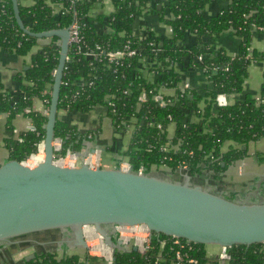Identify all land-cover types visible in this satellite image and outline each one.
<instances>
[{"label": "trees", "instance_id": "obj_1", "mask_svg": "<svg viewBox=\"0 0 264 264\" xmlns=\"http://www.w3.org/2000/svg\"><path fill=\"white\" fill-rule=\"evenodd\" d=\"M17 1L21 20L33 32L68 27L75 13L82 24L81 34L88 49L98 45L102 50L115 51L127 45L135 50L133 56H125L120 64H108L104 53L100 59H93L86 51L78 52L70 47L58 100V112L87 113L96 105L106 104L107 97L114 95L111 101L115 114L109 109L107 115L114 131L121 135L128 133L130 125L134 126L126 149L120 153L135 171H149L153 166L175 171L180 167L196 181L206 183L207 177L218 178L230 163L244 157L248 141L264 136V103H257L255 97L246 94L226 106L212 105L217 93L242 92L247 66L252 61H264V49L251 50L249 55V27L251 24L264 27V0H230L211 16H207L205 7L213 0H165L164 4L160 0H111L113 10L107 15L88 14L97 0H33L30 6ZM59 3L62 10L55 14ZM146 11L156 13L171 28V35L163 37L146 29L135 32V19ZM168 12L171 17L166 16ZM230 28L241 38L234 55H228L215 44L220 33ZM188 33L194 35V40L184 46ZM57 40V37L39 39L23 33L15 21L11 0H0V49L19 56L30 55L28 67L15 75L20 83L17 91L5 88L0 82V113L7 114L6 127L13 131L12 120L18 114L29 118L32 124L31 129L6 138L9 159L25 160L44 138L47 112L35 110L32 101L39 98L48 108L59 53ZM198 56L201 61H197ZM185 57L193 66L204 69L211 88L203 92L196 88L189 91L177 88L170 102L159 105L153 94L161 86H175L181 80L175 67ZM141 93L144 99L137 105ZM260 97L264 99V70ZM200 102H204L202 107ZM172 122L175 131L169 138L167 127ZM98 130L80 132L77 126L61 120L57 113L54 137L62 139L64 150L81 152L86 141L96 139ZM117 141L110 148L104 145V150L112 148L119 153ZM227 141L239 146L230 145L222 151ZM112 238L115 240L114 234ZM4 247L0 244V250ZM227 249L231 256L228 264H264V243L238 244ZM176 253L181 255V260L176 259ZM23 264L105 263L102 258L87 254L58 258L50 249L37 252L33 258L23 260ZM112 264L218 262L215 256L206 253L202 244L151 232L146 252L115 249Z\"/></svg>", "mask_w": 264, "mask_h": 264}, {"label": "water", "instance_id": "obj_2", "mask_svg": "<svg viewBox=\"0 0 264 264\" xmlns=\"http://www.w3.org/2000/svg\"><path fill=\"white\" fill-rule=\"evenodd\" d=\"M11 4L20 30L39 39L57 37L59 53L44 125L43 158L34 166L15 159L0 164V244L41 245L29 235L57 230L63 232L60 246L87 248L84 228L91 226L108 247L123 251L125 247L112 238L114 225H143L150 233L202 245L264 243V198H229L196 181L184 168L135 171L132 166L125 170L54 163L52 142L69 28L33 32L19 16L18 1ZM93 146L86 142L83 154Z\"/></svg>", "mask_w": 264, "mask_h": 264}, {"label": "crops", "instance_id": "obj_3", "mask_svg": "<svg viewBox=\"0 0 264 264\" xmlns=\"http://www.w3.org/2000/svg\"><path fill=\"white\" fill-rule=\"evenodd\" d=\"M159 1V0H153ZM229 0H213L206 5L205 11L207 16L215 14L219 9L225 7ZM25 6L33 4V0H20ZM165 0H160V4H164ZM159 6V3H157ZM113 10L111 0H100L98 6L95 8L96 14L107 15ZM169 12L167 17H169ZM135 32L142 30H149L163 37L169 36V27L159 16L150 11H146L137 17L133 23ZM251 50H263L264 49V30H257L251 28ZM194 40L193 35L190 33L185 35L183 45L188 46ZM240 43V37L237 36L233 30L226 29L222 31L216 41V47L223 48L228 55H234L238 51ZM35 51V50H33ZM30 55L19 56L14 52H7L0 49V82L5 88L12 91H17L20 83L15 79V75L23 72L29 64ZM179 73L181 80L175 84V86H161L159 91L165 95H172L177 86H180L181 82L186 81L192 88H196L198 91L203 92L208 88H211V83L205 77L200 67H195L189 63L188 57L183 59L180 65L175 67ZM264 70V61L256 60L252 61L247 66V76L243 84V90L240 93L231 94L228 97V101L233 103L236 99L243 98L246 94H249L255 98L260 96V85L262 81V71ZM200 106L204 105V102L199 103ZM32 106L35 110L42 113H46L47 109L44 102L39 98H34ZM97 118L82 115L83 113H65L63 111L58 112V117L67 122L69 125L77 126L80 132H84L90 129H99L97 137L93 142L102 148V154L105 152V156H102V166L105 168H114L119 166L121 161L127 160L120 152L125 150L129 140L130 133L121 135L114 131L111 121L101 114L103 109L98 107ZM90 112V111H89ZM100 112V113H99ZM6 113H0V164L9 160V152L5 145V140L11 134H17L19 131H25L32 128V124L29 118L22 114L16 115L12 120L13 131L6 127ZM175 131V123H170L167 127V136L171 138ZM118 135V136H117ZM118 141V152L114 149L104 150V145L111 147L113 141ZM230 145L239 146L234 142L227 141L222 146V151H226ZM125 147V148H124ZM246 155L240 159L230 163L219 175L218 178L207 177L206 183L210 185L212 189L218 192H222L227 196H232L238 200H251L258 201L264 198V159L261 160V156L264 155V136L250 140L246 144ZM119 156L123 158L120 159ZM63 235V232L52 230L42 232L40 235H48L49 238L42 244L37 245V251L50 250L55 252L58 258L64 255L77 254L84 257L87 254V248L80 247H67L65 244L61 246L57 244L60 239L58 236ZM206 253L209 256H215L219 251L217 245L204 246ZM24 260V257L21 259ZM20 260L14 259L13 254L6 256L2 250H0V264H20ZM23 263V262H22Z\"/></svg>", "mask_w": 264, "mask_h": 264}, {"label": "built area", "instance_id": "obj_4", "mask_svg": "<svg viewBox=\"0 0 264 264\" xmlns=\"http://www.w3.org/2000/svg\"><path fill=\"white\" fill-rule=\"evenodd\" d=\"M99 1L100 0H97V2H95L94 7L88 13L89 15H95L96 14L95 8L98 6ZM229 2H230V0L228 1V3ZM228 3H227V5H228ZM61 10H62V6L59 3L58 5H56L54 12H55V14H58ZM166 16H167V13H166ZM171 16L172 15L170 14L169 17H171ZM81 26H82V24L76 18L75 13H74L73 19H72L71 23L68 25V28H69V48L73 47L78 52L79 51H84V52L86 51L85 54L89 58H93V59H100V55L104 53L106 62L108 64H111V63L120 64L121 60L125 56L129 57V56H133L135 54V50L129 49V47L127 45H125L124 48L118 49L115 51L102 50V48L98 45H96L92 49H88L84 40H83V36L81 34ZM249 28L250 29L255 28L257 30H264V27H256L254 24H251ZM230 29L234 31V29H232V28H230ZM169 35H171V28L170 27H169ZM191 35H193V34H191ZM193 37H194V35H193ZM150 44H152V43H150ZM250 54H251V49L249 47V55ZM67 59H68V55H67L66 61H67ZM197 61H201L200 56L197 57ZM65 68L66 67L64 66V69ZM201 69H202L205 77L209 81V83H211L207 74H205L204 69L203 68H201ZM225 69L227 70L226 67H225ZM78 83L81 84L82 80L79 79ZM177 88H179L182 91H189L192 87L190 86V84L188 82L183 81V82H181L180 86H177L175 88L174 93L172 95H165V94L161 93L158 89V91L153 94L152 98L155 101H157L159 103V105L164 106L168 102H170V99H169L170 97L175 96ZM123 92L126 93L125 90ZM229 96L230 95H227L223 92L217 93V95L214 97V99L212 101V105L214 107L215 106L229 105L230 104V102L228 101ZM112 99H114V95L107 97V103L106 104L96 105L92 110H94L97 107H101L103 109L102 115L107 117L111 121V119L107 115V113H108V110L110 109V111L114 112V114H115V111L113 109L114 102L111 101ZM143 99H144V93H141L139 95L137 105L139 104L140 100H143ZM256 102L257 103H264V99L259 96L256 98ZM199 106H200V104H199ZM200 107H202V106H200ZM131 119L133 122L136 121L135 117H133V116L131 117ZM133 128H134V126L130 125V127H128V133L127 134L130 133V135H131ZM90 130H95V129H90ZM19 140H20V138H19ZM86 142H89V141H86ZM52 146H53L54 154H55V156L53 157V161H54V163H56L58 165L67 166V167H78L82 164H85L91 168H94L97 166H102V164H103L102 163V156H101L102 148L97 146V145H94L91 149H89L87 151L86 154H83V152L85 151V148L81 152L80 151L79 152L73 151L69 148H66L64 150L62 139L60 137H54L53 142H52ZM42 158H43V140H41L37 143L36 151L33 154H31L28 158H26L25 160H23L21 162H23L29 166H34L36 163L41 161ZM119 166L125 170L129 169L131 167L128 160L121 161ZM139 171H141V170H139ZM204 182H206V181H204ZM113 230H114V235H115V241L119 242L120 245L125 247V249L133 248V249H136L142 253H144L148 250V248L150 246V234L151 233L147 230V228L145 226H143V225H133V226L114 225ZM84 235H85V240L87 243V255L88 256H94V257H100V258H102V260L105 264H112L113 263V252H114V250L111 249L110 247H108L104 243V241L99 236V234L91 226H87L84 228ZM174 242L177 243L178 241L175 240ZM227 248L228 247L219 246V251L215 255L218 264H228L229 263L231 256H230V253L228 252ZM176 259L181 260V255L179 253H176ZM190 261H193V260H190Z\"/></svg>", "mask_w": 264, "mask_h": 264}, {"label": "rangeland", "instance_id": "obj_5", "mask_svg": "<svg viewBox=\"0 0 264 264\" xmlns=\"http://www.w3.org/2000/svg\"><path fill=\"white\" fill-rule=\"evenodd\" d=\"M95 109H98V107L95 108ZM101 114H102V111H101ZM82 115H86V116H89V117H94V118L96 117L97 118V110L96 111L95 110H91L90 112L83 113ZM117 134H120V133H117ZM102 156L103 157L105 156V152L103 153ZM119 158L122 159L123 157L119 156ZM151 169H154V170L155 169H157V170H169L168 168H165L164 166H160V167L153 166ZM204 246H206V245H204ZM38 249H37V245H35L34 243L33 244L26 243L24 245L18 244V246L15 245V247L12 248V250H13V253H12L13 254V258L17 259V260L19 259L20 262H21L20 264H23L22 263L23 261L21 259L23 257H25L26 255H28L29 253L37 251Z\"/></svg>", "mask_w": 264, "mask_h": 264}, {"label": "flooded vegetation", "instance_id": "obj_6", "mask_svg": "<svg viewBox=\"0 0 264 264\" xmlns=\"http://www.w3.org/2000/svg\"><path fill=\"white\" fill-rule=\"evenodd\" d=\"M41 233H38V234H31V235H29V238H31L32 240H35L36 242H39V243H41V242H45V241H47L49 238H47L48 237V235H40ZM59 238H53V239H62L63 238V235L61 234V236H58ZM21 243H24V242H22V241H20V242H17V243H12V244H10V243H6L5 244V247L3 248V253L6 255V256H9L10 254H12L13 253V250H12V248L13 247H15V245L16 246H18V244H21ZM35 244V243H34Z\"/></svg>", "mask_w": 264, "mask_h": 264}]
</instances>
